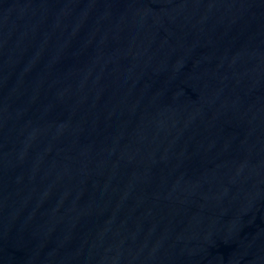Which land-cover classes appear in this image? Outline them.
<instances>
[{
	"label": "water",
	"instance_id": "water-1",
	"mask_svg": "<svg viewBox=\"0 0 264 264\" xmlns=\"http://www.w3.org/2000/svg\"><path fill=\"white\" fill-rule=\"evenodd\" d=\"M0 264H264V0H0Z\"/></svg>",
	"mask_w": 264,
	"mask_h": 264
}]
</instances>
